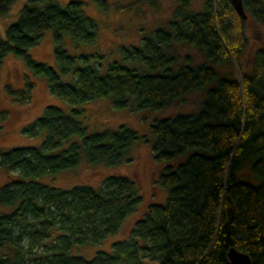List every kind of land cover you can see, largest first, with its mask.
I'll list each match as a JSON object with an SVG mask.
<instances>
[{"label":"trees","instance_id":"trees-1","mask_svg":"<svg viewBox=\"0 0 264 264\" xmlns=\"http://www.w3.org/2000/svg\"><path fill=\"white\" fill-rule=\"evenodd\" d=\"M93 1L104 10L144 3ZM192 1L176 0L166 25L121 45V58L109 61L65 46V36L97 38L98 21L85 11V0L23 3L0 37V68L9 53L22 57L71 107L49 104L24 126L29 136L42 137L39 143L0 147V167L14 173L0 181V264H233L231 247L250 254L249 264H264V46L243 57L250 44L246 21L264 24V0H243L247 18L232 0H203L202 9ZM17 2L0 0V14ZM49 31L59 69L32 53ZM175 41L197 45L211 62L186 57L180 63ZM214 63L229 68L219 71ZM25 79L22 89L8 87L16 100L29 98L33 81ZM198 89L206 94L196 111L151 124L153 155L162 164L157 182L167 189L166 199L149 202L110 250L81 253L78 247L120 232L143 196L127 173L112 172L97 186L39 179L74 168L84 157L108 166L131 160L138 131L121 123L90 132L77 105L109 97L114 107L160 108ZM4 114L0 109V119Z\"/></svg>","mask_w":264,"mask_h":264},{"label":"rangeland","instance_id":"rangeland-1","mask_svg":"<svg viewBox=\"0 0 264 264\" xmlns=\"http://www.w3.org/2000/svg\"><path fill=\"white\" fill-rule=\"evenodd\" d=\"M26 0H18L7 14H0V37H5L7 26L17 18L19 10ZM65 5L70 0H58ZM136 3L134 8L116 9L111 6L108 10L99 8L93 0H85V11L98 21V35L93 42L75 41L65 36V46L72 54L100 53L105 61L120 59L121 45L138 43L143 33L152 32L161 25H166L172 17L176 0H143ZM154 1V3L152 2ZM196 9L203 8V0H193ZM246 33L250 38L249 48L244 53V58H249L258 47L264 46V24H258L253 19L246 21ZM42 42L34 47L33 55L47 61L59 69L54 56V42L52 32L49 31ZM174 53L178 54L179 62H185L186 57L190 62H211L207 55L197 46L187 41H175ZM219 71L227 70V64L214 63ZM26 76L33 81L29 88V98L16 100L9 93L8 87L22 89L26 87ZM205 89L193 90L183 96L177 97L170 104L155 108H138L135 105L127 107H114L109 97L90 100L78 104L83 108L79 118L88 127V130H101L105 127H116L121 123L138 131L139 138L130 150L131 160L123 161L115 166L103 163H89L85 157L74 168L64 169L57 173H46L39 179L51 185L70 187L77 183H91L99 185L103 178L112 172L127 173L135 177L138 182L143 202L137 211L126 220L124 228L110 235L103 243L97 245H82L78 247L81 253L92 255L99 247L110 250L112 243L127 236L128 229L135 220L142 216L149 202L164 201L168 195L166 188L157 182L162 164H159L153 155L152 144L154 134L152 122L156 118L174 116L181 112L196 111L205 97ZM57 104L66 109L71 105L64 98L51 92L47 80L43 75L34 74L26 65L24 59L9 53L0 68V109L5 111L1 116L0 147L9 148L21 144L39 143L42 137H31L23 130L24 126L39 116L47 105ZM78 138L77 136L72 139ZM64 142V146L67 145ZM13 172L0 167V181H7ZM247 178H252L249 171H245ZM126 234V235H125Z\"/></svg>","mask_w":264,"mask_h":264},{"label":"water","instance_id":"water-1","mask_svg":"<svg viewBox=\"0 0 264 264\" xmlns=\"http://www.w3.org/2000/svg\"><path fill=\"white\" fill-rule=\"evenodd\" d=\"M233 4L238 11L244 18L248 17V13L244 6L243 0H232ZM229 258L231 259L233 264H249L251 262V256L245 251L239 250L235 247H231L229 249Z\"/></svg>","mask_w":264,"mask_h":264}]
</instances>
